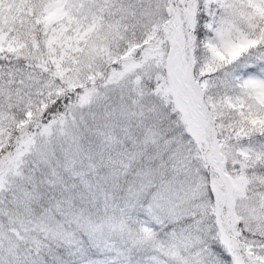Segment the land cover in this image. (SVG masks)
Here are the masks:
<instances>
[{"label": "snow or ice", "instance_id": "6c2138e0", "mask_svg": "<svg viewBox=\"0 0 264 264\" xmlns=\"http://www.w3.org/2000/svg\"><path fill=\"white\" fill-rule=\"evenodd\" d=\"M0 264H264V0H0Z\"/></svg>", "mask_w": 264, "mask_h": 264}]
</instances>
